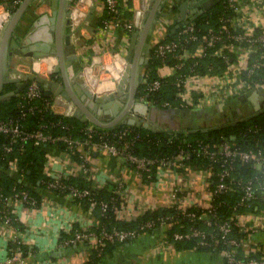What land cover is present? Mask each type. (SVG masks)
<instances>
[{
	"label": "crops",
	"instance_id": "0c3cea01",
	"mask_svg": "<svg viewBox=\"0 0 264 264\" xmlns=\"http://www.w3.org/2000/svg\"><path fill=\"white\" fill-rule=\"evenodd\" d=\"M151 1L130 0L129 9L132 12L130 18L137 21L143 15L144 22ZM182 1L170 0L168 3L166 0L162 7L166 3L170 8L172 3L176 2L178 5ZM122 3L126 5L124 0ZM219 4L220 1L212 6ZM66 8L67 22L64 23V32L70 34L77 54L75 60L67 67L70 80L88 87L93 92L102 91L99 85L105 78L104 57L110 55L113 58L110 54L113 50H118L124 55L131 32H125L123 28L106 31L98 28L97 19L103 11L101 0H70ZM52 11V0H44L42 5L38 4V0H31L16 26V33L25 36L30 30H34L38 31V34H44L46 30L42 25L49 26ZM188 14L193 13L188 11ZM178 16L177 9L174 18ZM38 19H41V22L34 25ZM233 23L238 29L248 33L263 29L264 0H239V8L234 13ZM150 34L151 27L145 39L147 43L151 40ZM138 42L139 35L134 42V51ZM145 42L138 56L143 55ZM10 50L12 55L7 67V81L18 82L25 73L32 77L28 71L35 68L39 75L61 82V77L57 78V71L48 73L57 65L54 57L36 59L20 50L18 53L12 48ZM192 51L193 54L196 53L198 45H194ZM225 53L229 51L226 50ZM235 65L237 62L232 67ZM173 72V67L167 63L157 66L158 76L170 75ZM109 77L110 73L108 79ZM110 86L108 85V88ZM126 87L127 85L123 86L122 90H117L116 95L124 97ZM248 90L249 88L238 83L234 76L220 80L214 74L189 75L181 92L186 105L184 107L150 105L149 119L158 128L169 130L184 128L206 130L211 127L232 125L252 114L255 105L263 107L264 98L256 96L255 101H252L247 98ZM194 93L197 94L195 102ZM48 97L51 98L50 108L54 112L79 116L84 120L76 106L70 103L64 94H50ZM84 121L87 125L93 124L89 120ZM77 147L80 156L88 163L87 168H83L82 160L80 162L75 159L69 152L51 146L47 148L46 153V172L49 175L58 173L84 175L85 179L91 180L98 187L108 182L115 183L122 198V204L116 212L119 218L129 219L146 208L166 206L176 201H179L180 205L201 206L210 200L207 173L203 169L185 168V171L162 169L157 172L155 179L147 181L135 168L126 164L121 154H111L104 149H94L83 144ZM5 171L14 178H19L13 169L8 168ZM32 189L38 196L37 205L24 206L17 202L12 203L17 221L20 223L17 233L21 243L28 249L23 255L24 264H224L219 251L195 247L177 248L173 241L165 236V228L162 226L151 231H142L129 240L118 241L110 245L108 251L90 260L93 251L91 241L68 243L67 240L75 229L95 228L98 223L97 208L91 204L87 206L85 203H78L67 194H59L43 186ZM238 220L241 228L250 230L246 238L240 242L241 255L246 256L255 251L264 254V206L259 207L256 212L244 213ZM14 232L8 226H0V264H5L8 243Z\"/></svg>",
	"mask_w": 264,
	"mask_h": 264
},
{
	"label": "trees",
	"instance_id": "16d2710c",
	"mask_svg": "<svg viewBox=\"0 0 264 264\" xmlns=\"http://www.w3.org/2000/svg\"><path fill=\"white\" fill-rule=\"evenodd\" d=\"M5 1V0H0ZM8 1V0H6ZM102 14L97 19L98 28L102 26V20L109 17L107 13L104 0ZM126 5L123 3L120 6V25L130 18L132 12L129 9L130 0H124ZM15 6L12 11L15 10ZM171 9L177 10V4L172 3ZM224 14L230 16L233 11L230 8L223 6V4L211 6L209 9L196 15L191 21L195 26V32L199 35H204L209 28H215L219 23V16ZM176 24V20L173 21L167 28V33L163 39H171L176 36L178 28L181 24L173 31L172 28ZM119 28V27H117ZM123 30L127 33L133 30ZM262 29L256 30L253 34H257ZM190 52L197 42L189 41L187 43ZM219 45H215L206 50L205 54L201 57H196L190 54L183 62V65L179 69H175L173 74L166 75L164 77L157 75V66L161 63H167L171 66L175 63L172 56L166 57L164 60L151 54L148 61V66L144 69V75L151 80L153 78H161L162 83L158 90L151 92L148 99L153 105L161 107L177 106L184 107L186 105L184 99L181 97V92L184 87V78L189 75L197 74H214L219 73L225 69L226 63L220 54L215 53V49ZM227 49L221 48L222 53L226 52ZM230 54V53H228ZM178 75H181V82L177 83ZM243 77H247L246 73H242ZM57 78L60 79L58 72ZM246 79L254 81L264 82V67L258 69L251 76ZM253 79V80H252ZM16 81L4 82L0 90V116L7 118L10 116H17L19 114V108L17 105L20 99L22 90L10 95L8 98H1L5 92L13 90L16 87ZM140 86V85H139ZM196 95L193 94L196 101ZM166 101L169 103L168 106H163L162 103ZM45 102H51V98L45 96L43 91L41 97L37 98L34 103L40 107L39 110L33 112H27L22 118V127L26 131H31L37 128L40 124H43V129L52 135H64L70 134L74 139H78L83 145H87L92 142H101L104 139L114 141L120 153H124L127 149L134 155L143 157H163V156H174L179 152L180 149H189L190 146L196 145L201 140L213 144L220 141H228L230 144L236 145L243 149L260 150L264 154V106L259 110L254 111L239 120L234 124L226 125L223 127H211L206 130L202 129H166L158 128L156 130H150L142 126L129 125L124 122H117L109 127H102L93 125V132L86 131V121L82 120L79 116L65 115L54 112L49 106H46ZM67 126V127H65ZM127 128V132L122 136L118 137L117 133L119 130ZM137 134L136 138L133 136ZM231 136L233 138H231ZM86 141H89L88 143ZM79 145V144H78ZM78 145L74 146L70 150L66 147L65 142L62 139H56L55 141L45 142L44 145H36L32 139L28 138L20 143H15L12 150L4 157L0 159V164L3 167L7 166L9 160L14 159L16 165L21 169L26 184L17 181L16 178L11 176L7 171H3L0 176V183L5 193H11L12 186L15 187H26L32 195L37 198L36 192L32 189L39 186H45L48 180L51 179L50 175L46 172L45 162L47 148L54 146L57 149L68 151L75 159L81 162V157L78 150ZM127 145V146H126ZM209 160L206 157L197 155L196 153L190 152L188 158H182L179 166H174L175 171H185L186 169H205L208 166ZM130 167L134 168V164L126 162ZM83 168L88 167V163L85 162ZM220 170L219 162H213L211 165V173L207 177V188L212 191L216 181L218 180V172ZM140 176L151 181L156 178L157 175V164H150L149 171L139 170ZM147 173L150 176L147 177ZM84 175L73 176L64 175L61 177L62 183L73 184L79 187H86L89 190V196L96 200L93 204L94 208H97L98 223L93 230L96 232L104 227L107 230H111L116 227L119 229H136L139 232L145 230H154L162 225L159 224V220L163 219L164 224L162 227L165 228V236L173 241L177 248L181 247H195L198 249L215 250L228 248L230 245L223 241L221 232L218 224L227 220L229 224V231L225 235L227 238H234L236 240V254L242 258L255 257L264 260V254L258 251L251 252L246 256L241 255L240 242L245 239L248 235L249 229L241 228L239 224V218L237 215H241L248 211L256 212L259 207L264 206V167L257 168L252 161H242L235 159L231 162V169L229 176L227 177L231 182V187L221 192H214L211 194L210 201L213 205L212 212L207 211V208L200 207L199 205H187L184 209L176 202L166 206H160L155 208H146L140 214L131 217L129 219H122L116 215L117 209L122 204L121 195L118 193L115 183H105L103 186L98 187L91 180L85 179ZM251 180L254 186V195L249 198H243L241 200L243 190V184ZM55 192L62 194L55 190ZM89 196L74 197V201L78 203H85V205L91 204ZM106 200L110 203V206L103 212L100 213L98 201ZM195 212V218H190L186 215V212ZM152 220L153 226L145 229H140V224ZM210 221V223H208ZM16 226L20 227V223L15 220ZM191 224L200 227L206 233V238L211 240L210 245H202L199 243L197 237H189L182 239H174L173 232L184 231ZM212 236V237H211ZM118 241L106 242L100 253L102 255L105 251L110 249V245L115 244ZM11 243H8V247ZM23 255H25L28 249L21 244ZM99 256V255H98ZM96 251L93 249L90 254V260L96 258Z\"/></svg>",
	"mask_w": 264,
	"mask_h": 264
},
{
	"label": "built area",
	"instance_id": "2783aa9c",
	"mask_svg": "<svg viewBox=\"0 0 264 264\" xmlns=\"http://www.w3.org/2000/svg\"><path fill=\"white\" fill-rule=\"evenodd\" d=\"M20 1L21 0H5L0 2V36L13 12L12 9L17 6ZM122 1L123 0H104L109 17L102 20V26L99 28L101 31H106L117 27L124 28L126 30H137L141 27L143 23V15L142 17H139L137 21L129 18L123 23V25H120L121 21L123 20L119 18ZM220 3L223 4V6L230 8L233 11V14L230 16L221 14L219 16V23L217 27L209 28L205 34L201 36L195 32V26L193 22L189 20L188 22L181 24L174 38L167 40L162 38L160 40L152 41L154 38V36H152L150 40L152 49L151 54L159 57L162 60H164L169 55L172 56L175 60V63L172 66L175 71V69L181 68L184 60L190 54L196 57H201L205 54L208 48L218 44L219 47L215 49V52L223 57L226 66L221 72L214 73L217 79L223 80L229 78V76H234V79H237V82L243 84V86L246 88L264 87L263 81L261 82L257 79L250 81L246 79L258 69L264 67V28L255 35L253 33H248L238 29L236 26H234L233 19L234 13L239 8V0H220ZM189 41L197 42L198 51L194 54L190 52L191 50L187 45ZM221 48L227 49L230 54H226L225 52L222 53ZM244 51H246V54H244ZM108 52L110 53V51ZM239 52L242 53L239 54ZM110 54L113 56L112 61L118 58H123V64H128L127 60L124 58V55H122L120 51L113 50ZM236 62L237 65L232 67ZM104 69L108 74L110 73L108 64L104 66ZM53 72L54 70L51 69L48 73L51 74ZM243 72L246 73V78L242 76ZM142 76L143 77L137 86L136 97L149 105H153L148 99V96L151 92H154L160 88L162 80L161 78H153L148 80L144 73ZM178 76L177 83L181 82V75ZM186 77L183 81H185ZM117 84L118 83H116V85ZM115 88L116 87H113L112 89L114 90ZM41 94V86L34 79V77L32 76L27 78L23 91L20 94V99L17 102L19 114L17 116H10L7 118L0 116V159L4 157V154H7L12 150V147L15 143H20L28 138L32 139L33 143L36 145H44L45 142L62 139L63 142H65L68 150L81 143L78 139H74L70 134L59 136L52 135V133L43 129V124H40L37 128L31 131H26L23 129L21 118L27 112H33L40 109V107L34 102L37 98L41 97ZM1 98H3V95H1ZM45 104L46 106H51V102H45ZM162 105L168 106L169 103L164 101ZM93 125L94 124L87 125L85 130L87 132H93ZM126 132L127 128L121 129L118 131L117 136L120 137ZM137 136L138 135L135 134L133 138H136ZM231 138L233 137L231 136ZM86 142L88 143L89 141ZM87 145L92 146L94 149H104L111 154H121L125 162L128 161L134 164V168L138 172H140L139 170H146L148 172L149 165L154 163L157 164L158 171L162 169H171L174 171V166H179L180 160L182 158H188L190 156V152H192L206 157L209 160L208 166L203 169L206 171L208 177L211 173L210 170L212 163L219 162V177L212 191L209 190L210 198L212 193L221 192L231 187V182L227 177L229 176L231 162L233 160L239 159L242 161H252L257 168L264 167V154H262L260 150L255 151L252 149H243L236 145L230 144L226 140L215 142L212 145L199 140L196 145L190 146L189 149H180L179 152L174 156H163L158 158L146 156L140 157L132 154L128 149L124 153H120V150H118L114 141L107 139H104L101 142L88 143ZM80 157L82 159L81 165L84 166L86 159L83 156ZM8 168L13 169L18 173L19 178L17 181L22 182L24 185L26 184L24 175L21 169L19 170L17 167L16 161L14 159L9 160L6 167H3L0 164V176L2 172ZM62 176H64V174L61 173L50 175L51 179L48 180L46 185L43 187L53 191L58 190L59 192H63L62 194H67L71 198L89 196L88 188L62 183ZM148 176H150L149 173H147V177ZM261 187H264V185ZM242 190L243 194L241 200H243L245 197L249 198L253 196V182L251 180L246 181L242 186ZM89 198L91 199V205L95 204L96 200L90 196ZM13 202H17L18 204L24 206H35L38 204V201L37 198L32 195L30 191L24 186H12V191L8 194L4 192L0 183V226H8L9 228L13 229V231H15L9 240L11 246H9L8 253L5 257V264H24L23 250L21 247L22 243L19 234L17 233L18 227L14 223V221L17 220V216L12 207ZM176 203L179 204L180 202L176 201ZM98 205L100 213H103L110 206V203L106 200H99ZM180 206L182 209H184L187 205ZM200 207L207 208V211L209 212H212L213 210V205L210 200L205 205H201ZM186 215L192 219L195 218V212L193 211L186 212ZM243 215L244 213L237 216L240 218V216ZM208 223H210V221H208ZM153 224L154 222L152 220H148L143 224H140V229L151 227ZM159 224L163 226L164 220H159ZM218 227L223 241L230 245L228 248H222L219 250L224 259V264H264L263 259H258L255 257L242 258L237 256L235 248L236 240L234 238H227L225 236L229 231V224L227 220L221 221L218 224ZM139 233L140 232L136 229H119L116 227L112 228L111 230L101 227L97 232L93 229H75L73 230L72 236L67 240V242L75 243L78 241H91L93 244V249L96 251V255H100L106 242L129 240L134 238ZM172 236L174 239L197 237L200 244H211V240L206 238V233L204 230L194 224L188 226V228L184 231L173 232Z\"/></svg>",
	"mask_w": 264,
	"mask_h": 264
},
{
	"label": "water",
	"instance_id": "95a60500",
	"mask_svg": "<svg viewBox=\"0 0 264 264\" xmlns=\"http://www.w3.org/2000/svg\"><path fill=\"white\" fill-rule=\"evenodd\" d=\"M165 1L152 0L139 31L133 30L131 33L130 42L124 54V58L128 62V87L125 88V92H127L122 97L116 95L117 90L121 89L120 84H117L114 90L112 89L108 92H93L88 87L70 80L67 67L75 60L77 54L74 50V44L71 42L70 34L64 32V23L67 22L65 17L66 7L68 6L69 0H55V2L52 0L53 11L49 17L50 24L49 26L42 25L46 32L44 34H38V31L30 30L25 36L18 35L15 29L31 0H21L12 12L0 36V90L3 83L7 81V67L12 55L10 48L28 53L36 59H44L52 56L57 62L54 71L59 72L61 82L39 75L35 68H31L30 70L34 79L41 86L45 96L50 94H64L68 98V101L76 106L84 120H89L98 126L109 127L122 120V122L129 125L142 126L150 130L158 129V126L149 119L151 106L136 97V90L138 83L143 77L142 69L148 66V61L151 56L150 42H145V39L153 24L154 18L161 10ZM218 1L183 0L177 5L179 16L176 18V24L172 30L174 31L180 24L188 22L196 15L209 9ZM43 3L44 0H38V4L42 5ZM188 11H191L193 14L189 15ZM37 21L34 22V25L41 22V19ZM138 35L139 42L134 51V42ZM144 42L143 55L138 56L139 50ZM28 77L29 73H25L22 79L16 83V87L13 90L3 94V99L22 90ZM263 89V87L249 88L247 98L252 101H255L256 96L264 98ZM260 108V105L254 106L255 111Z\"/></svg>",
	"mask_w": 264,
	"mask_h": 264
},
{
	"label": "rangeland",
	"instance_id": "374dc122",
	"mask_svg": "<svg viewBox=\"0 0 264 264\" xmlns=\"http://www.w3.org/2000/svg\"><path fill=\"white\" fill-rule=\"evenodd\" d=\"M167 2L170 3V0H167ZM174 4H176V2H174ZM175 13H176V10L169 8L168 4L165 3V5L161 8V10L158 12V14L156 15V17L154 18V22H153V24L151 26V34L152 35L150 34L149 37L152 38L151 36H154V38L152 39V41H156V40H160V39L164 38V36L167 33L168 25H170L173 21L176 20L174 18V14ZM14 52H17L18 53V50H14ZM111 59L112 58H111L110 55H105V57H104V60L106 62L105 65H107L109 62H111ZM116 60H113L111 62V63H113V62L114 63L112 64V69H109V70H111L113 73L110 74L109 79H108V73L107 72H104V75L103 76H105V78H104V80H101V82H104L107 79H108L107 81H110V80H112L113 76L116 77V73H115V71H116V65H119L116 62ZM12 66H13V64H12ZM30 70L28 72H30ZM143 73H144V70H143ZM107 86H108L107 85V82H104V83H101L99 85V88L102 91H104L107 88ZM122 89H123V87L121 86V89L120 90H122Z\"/></svg>",
	"mask_w": 264,
	"mask_h": 264
},
{
	"label": "bare ground",
	"instance_id": "6f19581e",
	"mask_svg": "<svg viewBox=\"0 0 264 264\" xmlns=\"http://www.w3.org/2000/svg\"><path fill=\"white\" fill-rule=\"evenodd\" d=\"M137 14H139V10L137 11ZM116 62L119 64V65H116V71H115L116 77L113 76L112 80H110V81H104V82H107V85H109V86L111 85L109 88L107 86V88L104 90V92H108L109 89H111L113 87H117L116 83H118L120 85L122 84V86H124V87H125V85H127V87H128V75H127V73H128L127 65L128 64L127 63L126 64H123V62H124L123 58L122 59L121 58H118L116 60ZM113 63H110L108 65L109 66L108 67L109 69H112V64ZM110 73H113V72L110 70ZM104 82H100V84L101 83H104Z\"/></svg>",
	"mask_w": 264,
	"mask_h": 264
},
{
	"label": "flooded vegetation",
	"instance_id": "af4514ba",
	"mask_svg": "<svg viewBox=\"0 0 264 264\" xmlns=\"http://www.w3.org/2000/svg\"><path fill=\"white\" fill-rule=\"evenodd\" d=\"M220 1V0H219ZM151 46V45H150ZM150 49H151V47H150ZM151 53H152V49H151ZM151 57V56H150ZM150 59V58H149ZM145 68H143L142 69V72H143V70H144ZM263 93H264V89H263ZM263 106H264V103L262 104Z\"/></svg>",
	"mask_w": 264,
	"mask_h": 264
}]
</instances>
